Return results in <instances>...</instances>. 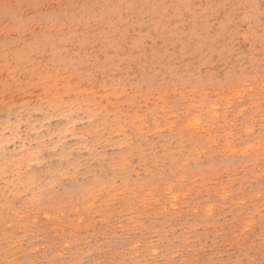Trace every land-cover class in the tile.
Masks as SVG:
<instances>
[{
    "label": "rangeland",
    "instance_id": "1",
    "mask_svg": "<svg viewBox=\"0 0 264 264\" xmlns=\"http://www.w3.org/2000/svg\"><path fill=\"white\" fill-rule=\"evenodd\" d=\"M0 264H264V0H0Z\"/></svg>",
    "mask_w": 264,
    "mask_h": 264
},
{
    "label": "bare ground",
    "instance_id": "2",
    "mask_svg": "<svg viewBox=\"0 0 264 264\" xmlns=\"http://www.w3.org/2000/svg\"><path fill=\"white\" fill-rule=\"evenodd\" d=\"M197 125H198V122H196V121H194V123H191V124H190L191 128H192V126H195V128H198ZM190 126H189V127H190ZM199 126H200V124H199ZM192 129H193V128H192Z\"/></svg>",
    "mask_w": 264,
    "mask_h": 264
}]
</instances>
